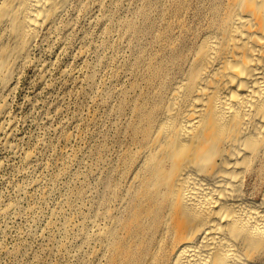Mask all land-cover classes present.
Instances as JSON below:
<instances>
[{"label": "bare ground", "instance_id": "6f19581e", "mask_svg": "<svg viewBox=\"0 0 264 264\" xmlns=\"http://www.w3.org/2000/svg\"><path fill=\"white\" fill-rule=\"evenodd\" d=\"M88 2L0 0L5 148L20 71L43 38L73 30ZM176 54L173 71L152 68L158 88L135 110L141 145L112 213L124 219L98 236L111 264H264V0H203L202 29ZM15 211L9 204L0 217Z\"/></svg>", "mask_w": 264, "mask_h": 264}, {"label": "rangeland", "instance_id": "374dc122", "mask_svg": "<svg viewBox=\"0 0 264 264\" xmlns=\"http://www.w3.org/2000/svg\"><path fill=\"white\" fill-rule=\"evenodd\" d=\"M202 5L89 0L70 33L34 48L8 99L12 149L0 138V213L16 206L0 217V264H111L98 233L124 219L112 213L141 145L135 110L158 88L152 68L173 71L177 50L202 29Z\"/></svg>", "mask_w": 264, "mask_h": 264}]
</instances>
